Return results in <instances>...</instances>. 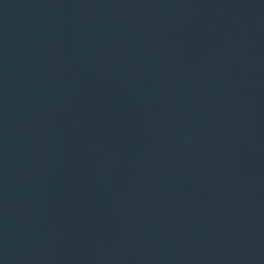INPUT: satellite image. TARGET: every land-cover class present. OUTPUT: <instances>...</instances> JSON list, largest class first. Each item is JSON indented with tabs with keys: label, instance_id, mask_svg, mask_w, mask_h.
Masks as SVG:
<instances>
[{
	"label": "water",
	"instance_id": "95a60500",
	"mask_svg": "<svg viewBox=\"0 0 264 264\" xmlns=\"http://www.w3.org/2000/svg\"><path fill=\"white\" fill-rule=\"evenodd\" d=\"M0 264H264V0H0Z\"/></svg>",
	"mask_w": 264,
	"mask_h": 264
}]
</instances>
